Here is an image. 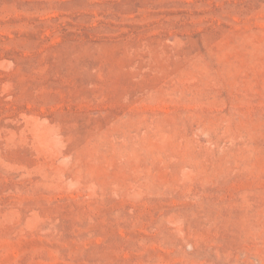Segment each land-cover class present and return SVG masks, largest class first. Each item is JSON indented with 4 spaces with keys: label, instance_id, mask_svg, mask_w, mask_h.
Segmentation results:
<instances>
[{
    "label": "rangeland",
    "instance_id": "rangeland-1",
    "mask_svg": "<svg viewBox=\"0 0 264 264\" xmlns=\"http://www.w3.org/2000/svg\"><path fill=\"white\" fill-rule=\"evenodd\" d=\"M0 264H264V0H0Z\"/></svg>",
    "mask_w": 264,
    "mask_h": 264
}]
</instances>
